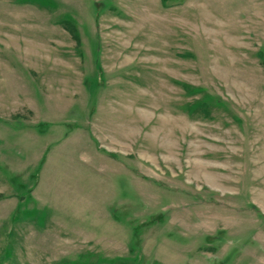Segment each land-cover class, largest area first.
<instances>
[{"label": "rangeland", "instance_id": "1", "mask_svg": "<svg viewBox=\"0 0 264 264\" xmlns=\"http://www.w3.org/2000/svg\"><path fill=\"white\" fill-rule=\"evenodd\" d=\"M0 264H264V0H0Z\"/></svg>", "mask_w": 264, "mask_h": 264}]
</instances>
